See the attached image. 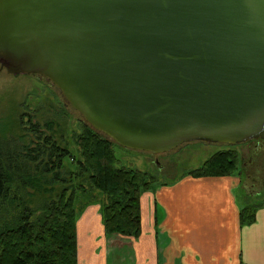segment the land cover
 I'll list each match as a JSON object with an SVG mask.
<instances>
[{
    "label": "water",
    "instance_id": "water-1",
    "mask_svg": "<svg viewBox=\"0 0 264 264\" xmlns=\"http://www.w3.org/2000/svg\"><path fill=\"white\" fill-rule=\"evenodd\" d=\"M0 66L132 151L264 141V0H0Z\"/></svg>",
    "mask_w": 264,
    "mask_h": 264
},
{
    "label": "trees",
    "instance_id": "trees-1",
    "mask_svg": "<svg viewBox=\"0 0 264 264\" xmlns=\"http://www.w3.org/2000/svg\"><path fill=\"white\" fill-rule=\"evenodd\" d=\"M34 119L25 111L10 128L0 122V264H78V219L95 204L107 237L138 239L153 175L118 168L116 143L86 122L74 133L76 156L60 113L45 124ZM238 167L237 152L220 151L188 176L232 177ZM256 212L240 209L241 226L254 224Z\"/></svg>",
    "mask_w": 264,
    "mask_h": 264
},
{
    "label": "crops",
    "instance_id": "crops-1",
    "mask_svg": "<svg viewBox=\"0 0 264 264\" xmlns=\"http://www.w3.org/2000/svg\"><path fill=\"white\" fill-rule=\"evenodd\" d=\"M241 179L191 176L142 195L138 239L107 237L100 206L77 223L78 264H264V208L242 227Z\"/></svg>",
    "mask_w": 264,
    "mask_h": 264
},
{
    "label": "rangeland",
    "instance_id": "rangeland-1",
    "mask_svg": "<svg viewBox=\"0 0 264 264\" xmlns=\"http://www.w3.org/2000/svg\"><path fill=\"white\" fill-rule=\"evenodd\" d=\"M25 111L27 114L35 115L34 122L41 124H45L46 120H54L60 113L61 123L65 124L68 131L66 137L71 144V150L78 156L74 133H78L80 124L85 121L68 105L61 91L39 75L13 76L0 66V122L4 121L10 128L15 122L18 123L19 115ZM254 146L255 141L237 146L196 141L159 156L132 151L117 144H114L113 150L118 168L135 169L153 175L155 180L151 187L152 193L188 177L192 170L202 167L217 152L235 151L239 156L236 176L241 179V188L235 190L238 206L242 209L251 204L258 211L264 208V191L259 194L258 188H248L247 174L255 168V173L252 174L256 177L258 175L256 171H260V176L264 178V150L259 152V157L250 166L254 168L249 172L244 165L249 161ZM66 162L69 164L70 160L67 159ZM95 205L100 206V204ZM85 211L78 220L83 217Z\"/></svg>",
    "mask_w": 264,
    "mask_h": 264
},
{
    "label": "flooded vegetation",
    "instance_id": "flooded-vegetation-1",
    "mask_svg": "<svg viewBox=\"0 0 264 264\" xmlns=\"http://www.w3.org/2000/svg\"><path fill=\"white\" fill-rule=\"evenodd\" d=\"M253 141H255V146L251 151L249 161L244 164L246 169H247V172H249L250 169L254 168V167L251 168L250 166H252L254 164L255 160L259 157V152L264 150V141L263 140H252L249 142H253ZM249 142H247V143H249ZM157 158L158 157H156V159ZM252 173L253 174L255 173V168L247 174V182L249 181L247 183V185H248L247 187L251 188V189L258 188L259 189L258 193L260 194L264 191V178L260 176V171H256V174H258L256 177Z\"/></svg>",
    "mask_w": 264,
    "mask_h": 264
}]
</instances>
